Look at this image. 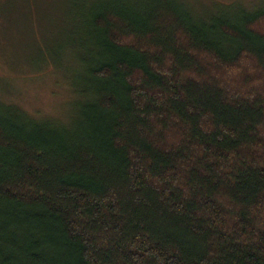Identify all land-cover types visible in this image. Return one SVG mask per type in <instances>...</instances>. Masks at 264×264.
<instances>
[{
  "label": "trees",
  "instance_id": "obj_1",
  "mask_svg": "<svg viewBox=\"0 0 264 264\" xmlns=\"http://www.w3.org/2000/svg\"><path fill=\"white\" fill-rule=\"evenodd\" d=\"M73 2L72 114L0 100V264H264V5Z\"/></svg>",
  "mask_w": 264,
  "mask_h": 264
},
{
  "label": "rangeland",
  "instance_id": "obj_2",
  "mask_svg": "<svg viewBox=\"0 0 264 264\" xmlns=\"http://www.w3.org/2000/svg\"><path fill=\"white\" fill-rule=\"evenodd\" d=\"M183 1L201 18L216 10L215 4L227 2ZM249 1L238 0L236 6ZM74 5L73 0H6L0 5V100L17 102L38 118L66 121L72 114L78 99L72 81L81 69L75 57L83 53L75 44L81 20ZM48 53L55 58L53 66L43 67Z\"/></svg>",
  "mask_w": 264,
  "mask_h": 264
}]
</instances>
